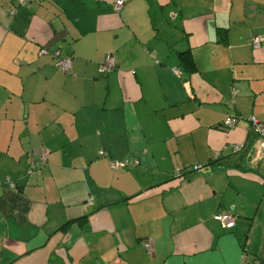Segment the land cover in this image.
<instances>
[{"label":"crops","instance_id":"obj_1","mask_svg":"<svg viewBox=\"0 0 264 264\" xmlns=\"http://www.w3.org/2000/svg\"><path fill=\"white\" fill-rule=\"evenodd\" d=\"M115 1L0 0V264H264V0Z\"/></svg>","mask_w":264,"mask_h":264},{"label":"built area","instance_id":"obj_2","mask_svg":"<svg viewBox=\"0 0 264 264\" xmlns=\"http://www.w3.org/2000/svg\"><path fill=\"white\" fill-rule=\"evenodd\" d=\"M24 0H21V2H23ZM125 0H116L115 1V7L117 10L121 9V7L123 6ZM251 46L253 49H260L261 47L264 46V34L262 35H257L255 37H253L251 39ZM44 51V50H43ZM43 51L41 50L40 52L43 53ZM55 57H56V61H55V65L58 67V69L61 72H67L70 69V59L69 58H63L59 56L58 52H53L52 53ZM115 63H114V59L112 57H108L107 61L105 64H102L99 68V70L101 72H110L113 67H114ZM174 74H176L177 76L180 75V72L178 70H173ZM240 119V118H239ZM239 119L234 117V116H230L227 117L224 122H223V126L226 129H231L233 127H235L238 122ZM249 125H250V129L255 133V135L257 136L258 140L256 142V148L259 150L256 152V156L255 157L257 160H261L264 161V124L259 123L257 120H255L254 118H249L248 119ZM241 147V146H240ZM239 146H235L234 150L237 151L240 149ZM258 153V155H257ZM102 154V153H100ZM42 161L45 160V155H41ZM130 162H115V161H111L110 162V167L112 169H116V168H123L126 167ZM193 171H199L201 169L200 165H196L194 167L191 168ZM175 173L178 175L179 173V169H177L175 171ZM11 187L14 188V184L13 183H9ZM219 222L222 224V227L224 229H232L234 227V219L231 215L228 214H222L219 215ZM142 244L144 245V247L146 248V251H151L152 250V246H153V239L152 238H147L146 240L142 241Z\"/></svg>","mask_w":264,"mask_h":264},{"label":"trees","instance_id":"obj_3","mask_svg":"<svg viewBox=\"0 0 264 264\" xmlns=\"http://www.w3.org/2000/svg\"><path fill=\"white\" fill-rule=\"evenodd\" d=\"M32 0H24L21 4L22 5H26L28 4L29 2H31ZM115 3V2H114ZM115 5V4H114ZM179 60H180V65L181 67L185 70L184 73L186 74H190L192 72L195 71V66H194V62L192 60V57L191 55L188 53V52H185V53H181L179 56ZM102 153V152H101ZM103 154V153H102ZM46 163V158L44 161H42V158L41 156L38 158V161L33 163L34 166L36 165H44ZM34 167H31V169L28 171V173L31 172V170L33 169ZM176 170H174L173 172V177H176L177 179H183L184 178V175H183V171L182 170H179V173L178 175L175 173ZM14 187H15V184H14ZM222 215V214H221ZM218 221H219V216L217 217ZM83 221L82 220H79V223H82ZM234 225H235V222H234ZM146 240V239H145ZM154 243V242H153ZM141 246L142 248L146 251V248L144 247V245L142 244L141 242ZM152 249H153V246H152Z\"/></svg>","mask_w":264,"mask_h":264}]
</instances>
